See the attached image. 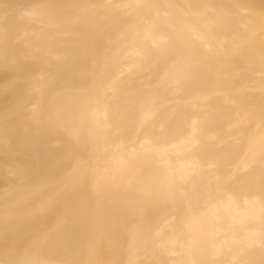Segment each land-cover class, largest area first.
Here are the masks:
<instances>
[{"label": "bare ground", "instance_id": "bare-ground-1", "mask_svg": "<svg viewBox=\"0 0 264 264\" xmlns=\"http://www.w3.org/2000/svg\"><path fill=\"white\" fill-rule=\"evenodd\" d=\"M0 264H264V0H0Z\"/></svg>", "mask_w": 264, "mask_h": 264}]
</instances>
